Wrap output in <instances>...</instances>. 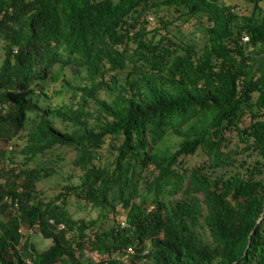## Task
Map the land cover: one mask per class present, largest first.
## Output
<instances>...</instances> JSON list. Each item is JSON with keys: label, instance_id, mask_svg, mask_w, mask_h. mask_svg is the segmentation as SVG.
Returning a JSON list of instances; mask_svg holds the SVG:
<instances>
[{"label": "trees", "instance_id": "16d2710c", "mask_svg": "<svg viewBox=\"0 0 264 264\" xmlns=\"http://www.w3.org/2000/svg\"><path fill=\"white\" fill-rule=\"evenodd\" d=\"M259 1L238 14L219 0H0V138L25 137L18 170L0 167V264H82L86 251L101 255L91 264H264ZM153 9L172 16L145 30ZM179 18L203 32L171 29ZM55 64L88 70L90 83L68 86L84 106L96 103L97 126L82 106L40 104L45 80L61 78ZM108 70L125 72L110 101L97 96L114 86L101 77ZM50 114L69 119L70 130ZM168 132L179 137L174 149L159 147ZM60 146L74 150L78 181L48 197L35 185L60 176L48 165L62 158ZM193 155L201 158L189 164ZM71 196L95 217H75ZM23 224L52 239L29 263Z\"/></svg>", "mask_w": 264, "mask_h": 264}, {"label": "rangeland", "instance_id": "374dc122", "mask_svg": "<svg viewBox=\"0 0 264 264\" xmlns=\"http://www.w3.org/2000/svg\"><path fill=\"white\" fill-rule=\"evenodd\" d=\"M223 3H231L234 5L235 11H237L238 14H248L253 6L254 0H219ZM261 6L264 8V0L259 1ZM156 11L154 20L147 21L144 23V26L142 25L141 28L143 29H151L153 27H159L162 26L166 18H170L172 16V9H169L168 11L166 9H153ZM165 14L166 17L164 19H161L159 14ZM178 26V27H177ZM140 27V26H139ZM169 27L174 28L177 27L180 31L184 32L186 36L190 38V36H194L197 34H201L203 32V28L199 26L198 24H192L191 21H184V18H179L176 20L173 24L169 25ZM175 30V29H174ZM2 42L0 41V59L3 57V48L1 46ZM115 71H102L101 77L104 80H107L110 82V84H113L112 89L102 88L97 91V96L99 98H103L107 101H110L117 93V90L119 89L120 85L124 83L125 78V72H115V79L113 80ZM52 73H58L61 75L60 79L53 81L51 77H48L44 84V88L47 89L49 92V96L46 97H40L39 102L42 106L47 108H52L53 110L57 107L59 109H66L69 113L74 111L76 108H80L81 106L84 109H87L89 111L87 120L89 121L90 125L97 126L100 119L103 115L100 113L97 109L96 103L93 101V99H88L86 102V105L84 106V103L81 98L80 91H75L70 86H78L83 85L86 83L91 82V77L88 72V70L85 67H80L77 69V67L74 66H61L59 64H55L53 66ZM100 75V74H99ZM98 75V76H99ZM118 77V78H116ZM59 89V92H55L54 90ZM30 117L34 116V112L29 113ZM52 116V120L54 125L59 127L60 129H66L70 130L71 123L69 119H63L61 117H58L54 114H50ZM102 120V119H101ZM21 132L16 138H14V141H18L17 144H14V142H6L0 138V150L2 151V154H4V157H0V167L6 168L11 167L14 170H18V168L22 165V161L24 159L23 154L20 152V148L24 144V135ZM179 140V137L171 132H168L166 137L159 143V147L162 149H174L176 146L177 141ZM10 145H12V149H10ZM57 152H60L62 155V158H57L54 156L52 157V160L48 165L54 166L60 172V176L55 174L53 176V179L51 182L45 181V180H38L36 182V188L42 189L43 193L50 197L55 192L61 189L62 184L67 183V181H78V174L79 171L74 168L73 165V158L75 156V152L71 147L67 146H60L57 148ZM103 153L105 155H109V149L108 147H103ZM110 157V156H109ZM8 158V159H7ZM199 155H193L188 157V163L193 164L200 160ZM105 158L103 157L100 159V163H104ZM21 164V165H20ZM34 163L31 162L29 166H33ZM75 198L74 196H71V199L69 203L67 204L68 209L75 217H84L86 219L95 217L96 211L91 208H83L80 206V208L76 205L74 202ZM124 208L118 204L117 205V217L124 216ZM112 221V218L109 220V222ZM59 226V224H58ZM61 226V225H60ZM59 226V227H60ZM21 230L23 233V237L21 242L26 238L28 241V247L27 249L23 250L24 255L26 254L27 263L31 260V255H33L34 251H42L45 248H47L51 243L52 239L49 237H43L42 234L36 229V227L29 228L26 227L25 224L21 226ZM100 253L98 252H89L86 251L82 256L79 257V260L82 264H91L93 261L98 259L100 257ZM64 257H67L66 255ZM67 259V258H66ZM55 264H58L57 262ZM64 264H71L69 260H66Z\"/></svg>", "mask_w": 264, "mask_h": 264}, {"label": "built area", "instance_id": "2783aa9c", "mask_svg": "<svg viewBox=\"0 0 264 264\" xmlns=\"http://www.w3.org/2000/svg\"><path fill=\"white\" fill-rule=\"evenodd\" d=\"M7 200H8L9 202L14 201V204L17 205V199L14 198V197H12V196H7ZM50 221H51V220H50ZM58 224H59V226L61 225L60 227H63V224H62V223H58ZM121 224H124V221H122ZM59 226H58V227H59ZM126 251H127V252H132V247H131V246H128ZM124 260L126 261V258H124Z\"/></svg>", "mask_w": 264, "mask_h": 264}]
</instances>
